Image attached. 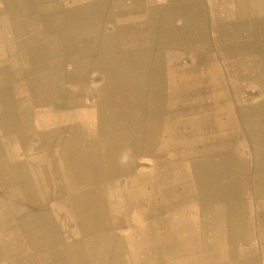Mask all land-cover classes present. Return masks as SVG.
<instances>
[{"label": "crops", "instance_id": "1", "mask_svg": "<svg viewBox=\"0 0 264 264\" xmlns=\"http://www.w3.org/2000/svg\"><path fill=\"white\" fill-rule=\"evenodd\" d=\"M252 4L0 0V264H264L251 36L186 25Z\"/></svg>", "mask_w": 264, "mask_h": 264}, {"label": "rangeland", "instance_id": "2", "mask_svg": "<svg viewBox=\"0 0 264 264\" xmlns=\"http://www.w3.org/2000/svg\"><path fill=\"white\" fill-rule=\"evenodd\" d=\"M201 21H199L198 17L196 20L190 21L188 18L186 21L188 33L190 35H196L199 37H203V40L206 41L208 37H213L212 35H216L218 40L220 39V47L224 48L225 54L231 56L232 51L235 52L236 56L240 58V66H243L242 59L244 58L246 61V57L248 56L246 53V41L244 45L242 44V35L243 33H250V53L249 56L251 58V68H250V80L244 81L249 85L245 87L244 91V106H248V110L250 112V132H251V142H250V151L245 155L247 158H253V150L261 151L264 150V14H261L259 11L258 5L252 4L251 8V20L248 23L243 21H228L226 17L221 13L217 14L210 12V7L203 6ZM225 17V18H224ZM257 22V23H256ZM259 26V27H258ZM230 36V41H234V43L229 44L226 40L227 36ZM239 37V38H238ZM260 37V38H259ZM233 39V40H231ZM208 44V42L206 41ZM204 42V45H206ZM233 45V46H232ZM230 46L231 50H226L225 47ZM235 47V48H234ZM245 65V63H244ZM246 71V67H245ZM190 82V81H189ZM188 82V89H190V84ZM240 82V81H239ZM190 85V86H189ZM221 86V82H220ZM247 88V89H246ZM237 90V87H236ZM249 91V92H248ZM248 92V93H247ZM238 92L236 91V94ZM240 93H242L240 91ZM248 95L249 104L246 100V96ZM237 102L241 103L243 101V95L239 94L236 97ZM245 107V113H246ZM221 120V119H220ZM220 126V137L223 135V131ZM261 132V133H260ZM195 135L188 134V140L193 141ZM162 152V153H161ZM165 154V155H164ZM163 156L172 160L171 163H178V159L181 157L179 154V150H165L160 151V157ZM146 165L140 166V168H146ZM177 174V170H175Z\"/></svg>", "mask_w": 264, "mask_h": 264}, {"label": "bare ground", "instance_id": "3", "mask_svg": "<svg viewBox=\"0 0 264 264\" xmlns=\"http://www.w3.org/2000/svg\"><path fill=\"white\" fill-rule=\"evenodd\" d=\"M257 23V22H256ZM259 27V26H258ZM260 38V37H259ZM125 85V84H124ZM130 86V85H129ZM154 126V125H153ZM165 134V133H164Z\"/></svg>", "mask_w": 264, "mask_h": 264}]
</instances>
